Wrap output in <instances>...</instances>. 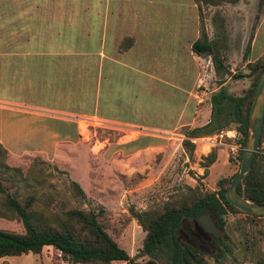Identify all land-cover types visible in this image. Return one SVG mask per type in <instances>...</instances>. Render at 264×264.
Wrapping results in <instances>:
<instances>
[{"label":"crops","instance_id":"0c3cea01","mask_svg":"<svg viewBox=\"0 0 264 264\" xmlns=\"http://www.w3.org/2000/svg\"><path fill=\"white\" fill-rule=\"evenodd\" d=\"M257 1L224 0L225 7L234 10L235 24L240 27L235 39L242 48L244 64L264 54V3L254 25L250 24ZM200 3L201 0H0V145L6 150V164L17 166L31 156L62 168L60 155L74 154L70 148L84 153L85 141L78 125L92 121L118 124L128 128L129 133L151 129L162 132L124 145L121 139L128 134L119 135L116 141L107 143L115 147L111 159L115 163L156 144L164 150L166 134L194 125L199 113H205L201 111L202 92L190 90L204 79L200 64L204 54L196 55L190 50L200 38ZM230 8L227 9L233 12ZM227 16L217 14L203 19L206 38L218 50L223 65L222 53L233 40L230 29L225 27ZM124 39L131 42L119 50ZM186 60L192 69L191 81L182 85L167 83L174 90L171 96L177 95L173 112L152 109L142 115L137 96L153 95L154 87H158L153 82H160L163 71L184 79ZM219 151L222 150L216 149L214 162ZM104 155L105 150L88 154L87 161L81 158L88 182L92 180V160H103ZM163 156L162 153L158 172L166 165ZM65 171L73 180L70 171ZM198 172L199 169L196 175ZM75 182L82 188L78 179ZM96 198L99 205H106L98 195ZM61 264L68 263L61 260Z\"/></svg>","mask_w":264,"mask_h":264},{"label":"rangeland","instance_id":"374dc122","mask_svg":"<svg viewBox=\"0 0 264 264\" xmlns=\"http://www.w3.org/2000/svg\"><path fill=\"white\" fill-rule=\"evenodd\" d=\"M207 1H212L215 4L210 5ZM237 1L247 2L248 0ZM227 8L230 7H225L224 0H201L202 23L206 17L211 19V16H217V14L228 15V20L224 19V23L226 29H230L229 32L232 33V46L223 51L225 65L222 64L223 68L218 71L214 70L211 55L204 54L200 56L204 79L190 90L192 92H202L201 111L205 113H199L194 125H186L166 134L165 137L168 138V141L166 142L167 147L163 148L164 150L156 144V146L138 150L135 155L127 160H120V162L115 163L111 160L115 147L107 143L116 141L119 135L128 134V136L121 139L124 142L120 144L124 145L125 142L132 139H140L145 136L150 138V136L162 134V132L151 129L148 132H140L141 134L139 132L129 133L128 128L118 124L100 121H92L88 124L81 122L80 124H83L84 127L78 125V129L85 141L84 153L76 148H70L71 153L74 154L60 155V166L62 168L46 161L49 165L43 166L40 176L44 180L41 184L29 181V184L26 185L18 179L11 181L8 176L11 177L13 172L7 171L0 175L3 178L1 179V185L5 187L9 194H14L17 198L26 194H33L35 209L46 214H60L69 209L92 210L94 213L99 214L97 220L119 247L136 258L137 261L148 259V256L137 255L144 232L137 225L135 219L130 216L128 207L135 211L159 207L165 201L171 200L177 192L185 189L186 186L193 187L197 183L202 188L215 189L219 178L232 176L238 169L239 161L236 160L235 155L230 156L228 147L223 145L211 146L206 140L207 137L213 138V135L191 138L194 145L191 154L183 151L180 144L184 138L182 128L203 126L210 121L209 98L213 92L222 87L228 94L242 95L252 84L253 76L248 73L244 58L241 57L242 48L236 45L238 39H235V37L239 35L238 28L240 27L235 24L234 10L230 8L233 11L231 12ZM251 11L252 8H249L248 13L250 14ZM257 12H260V10L258 11V5L256 6ZM255 21L256 19L252 16L250 24L254 25ZM188 62L189 60H186L184 79L173 78L163 71L160 74V82H153V85L158 86L154 87L153 95L150 96L147 93V95L139 94L137 96V103L142 108V115H146L152 109L154 111L173 112L177 95L175 93L173 97L171 96V92H174V90L167 83L178 85L189 83L192 69L190 70ZM220 83L223 85H220ZM149 116L147 115L146 118L150 119ZM219 121L223 122L222 119H219ZM93 141L94 146H92ZM225 142H228V140H225ZM263 143L264 137L260 144V150H264ZM91 146L92 149H89ZM211 149L222 151H219L217 160L207 167V173L201 178L202 168L198 164L200 156L204 154L202 152H208ZM104 150L107 155H104L105 158L103 156V160L98 158L92 160L90 169L92 180L90 179V182H88L81 158L84 156V161H87L88 154L97 155ZM162 153L166 165L161 172H158L157 165L161 162ZM27 157L19 162L17 167L22 173L29 171L38 176L33 167L28 168L33 157ZM229 158H231V161L228 160ZM65 169L70 171L73 180L78 179L82 189L86 191L84 192V199L77 196L69 187V176ZM198 169L199 172L196 175ZM61 171H65L66 174ZM96 195H98V198L105 200L106 205H99ZM99 209H102V211L99 212ZM222 222V227L218 226L217 223L215 224L217 231L213 236L212 247L207 249V254L197 252L195 260H198V263L201 264H262L264 259V215L252 216L243 212H227L222 216ZM191 225L186 220L184 226H180L178 230L179 242L184 241L182 235L184 228L190 230ZM0 229L15 232L23 231V227L17 219L2 217H0ZM151 257L155 259L156 264H167L163 252L156 251ZM61 260L56 249L51 246H44L37 254L27 253L19 256L1 257L0 264H61ZM190 263L195 264L192 260ZM110 264H123V262L112 261Z\"/></svg>","mask_w":264,"mask_h":264},{"label":"trees","instance_id":"16d2710c","mask_svg":"<svg viewBox=\"0 0 264 264\" xmlns=\"http://www.w3.org/2000/svg\"><path fill=\"white\" fill-rule=\"evenodd\" d=\"M198 1V0H195ZM233 2L235 0H226ZM207 3H213L207 1ZM264 0H258V11L262 9ZM199 9V6H198ZM258 18V12L254 15ZM253 28V26H252ZM251 35V34H250ZM128 42V43H127ZM131 39H124L119 50L127 47ZM248 45L246 50H248ZM190 50L196 55L208 54L214 63V70L222 69V63L218 58V50L213 49L207 40L201 20L200 38L195 40ZM245 66L248 73L253 76V81L244 94L231 95L222 87L210 95V121L203 126L182 128L184 138L180 144L183 151L191 154L194 148L189 140L195 137H206L216 134L223 128H234L241 135V145L247 126V112L252 97L257 77L264 66V55L247 62ZM236 77V76H234ZM219 119H222L221 123ZM264 137V117L260 140L251 161L249 174L236 186V191L245 199L264 203V155L260 153V144ZM242 149L238 150L235 157L240 160ZM6 150L0 145V175L12 171V180L18 179L26 185L29 181L41 184L43 166L49 165L46 161L34 157L28 168H34L37 175L27 171L22 173L17 166H9L5 163ZM216 159V150L211 149L205 155L200 156L199 166L202 168L201 178L207 173V167ZM229 158L228 160H230ZM55 169H57L54 166ZM65 173V171H61ZM229 177L219 178L217 188L210 190L202 188L198 183L193 187L186 186L171 199L161 206L142 211H135L128 207V212L137 225L144 232L138 256H148L146 260L137 261L107 234L103 226L97 220L99 214L92 210L69 209L60 214H46L38 211L34 206V195L26 194L17 198L9 194L1 185L0 176V217L17 219L22 227V232L0 229V258L4 256H19L21 254H37L44 246H51L59 252L60 258L68 264H110L112 261H122L123 264H156L151 255L156 251L165 253L167 264H191L196 257L191 249L178 240V230L185 219L187 221L196 218L201 212L207 213L218 226L222 227V216L227 212H241L227 202L224 190L229 183ZM68 185L73 192L84 199V192L77 182L68 179ZM99 212L102 209L98 210ZM261 216V215H252ZM263 216V215H262ZM203 264V263H202Z\"/></svg>","mask_w":264,"mask_h":264},{"label":"water","instance_id":"95a60500","mask_svg":"<svg viewBox=\"0 0 264 264\" xmlns=\"http://www.w3.org/2000/svg\"><path fill=\"white\" fill-rule=\"evenodd\" d=\"M264 117V66L262 67L254 85L252 97L247 112V126L237 171L230 177L224 190L225 199L233 207L249 215H264V203L252 202L245 199L236 191V186L250 172L251 161L258 147ZM206 231L216 233L217 228L211 217L201 212L195 218ZM186 223L184 219L182 226Z\"/></svg>","mask_w":264,"mask_h":264},{"label":"flooded vegetation","instance_id":"af4514ba","mask_svg":"<svg viewBox=\"0 0 264 264\" xmlns=\"http://www.w3.org/2000/svg\"><path fill=\"white\" fill-rule=\"evenodd\" d=\"M189 222L192 224L190 230L184 228V232H182L184 238L183 242L191 249L197 258V252L207 254V249L212 247L214 234L206 231L195 218L189 220ZM213 222L216 224L214 220Z\"/></svg>","mask_w":264,"mask_h":264},{"label":"built area","instance_id":"2783aa9c","mask_svg":"<svg viewBox=\"0 0 264 264\" xmlns=\"http://www.w3.org/2000/svg\"><path fill=\"white\" fill-rule=\"evenodd\" d=\"M193 141V139H189ZM206 140L209 142L211 146L214 145H223L229 148L230 156L236 155L238 150L242 149L241 145V135L234 128H223L219 130L216 134L213 135V138L207 137ZM225 140L228 142H225ZM260 153L264 155V150H260ZM263 250H264V242H263ZM264 264V259L263 263Z\"/></svg>","mask_w":264,"mask_h":264},{"label":"bare ground","instance_id":"6f19581e","mask_svg":"<svg viewBox=\"0 0 264 264\" xmlns=\"http://www.w3.org/2000/svg\"><path fill=\"white\" fill-rule=\"evenodd\" d=\"M80 125H81V127H84V125H83V124H80ZM202 141H203V140H202ZM202 141H201V142H202Z\"/></svg>","mask_w":264,"mask_h":264}]
</instances>
